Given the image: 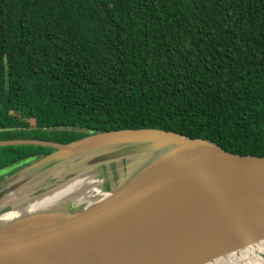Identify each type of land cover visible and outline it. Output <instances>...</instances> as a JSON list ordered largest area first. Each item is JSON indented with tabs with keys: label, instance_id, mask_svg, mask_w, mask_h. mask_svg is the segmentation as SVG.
<instances>
[{
	"label": "trees",
	"instance_id": "obj_1",
	"mask_svg": "<svg viewBox=\"0 0 264 264\" xmlns=\"http://www.w3.org/2000/svg\"><path fill=\"white\" fill-rule=\"evenodd\" d=\"M141 128L264 156V0H0V141Z\"/></svg>",
	"mask_w": 264,
	"mask_h": 264
},
{
	"label": "water",
	"instance_id": "obj_2",
	"mask_svg": "<svg viewBox=\"0 0 264 264\" xmlns=\"http://www.w3.org/2000/svg\"><path fill=\"white\" fill-rule=\"evenodd\" d=\"M11 144L54 149L0 180V264H264V156L158 128Z\"/></svg>",
	"mask_w": 264,
	"mask_h": 264
},
{
	"label": "flooded vegetation",
	"instance_id": "obj_3",
	"mask_svg": "<svg viewBox=\"0 0 264 264\" xmlns=\"http://www.w3.org/2000/svg\"><path fill=\"white\" fill-rule=\"evenodd\" d=\"M8 168H5V169H2L0 170V180L4 179L5 177H7L10 173L12 172H9Z\"/></svg>",
	"mask_w": 264,
	"mask_h": 264
},
{
	"label": "bare ground",
	"instance_id": "obj_4",
	"mask_svg": "<svg viewBox=\"0 0 264 264\" xmlns=\"http://www.w3.org/2000/svg\"><path fill=\"white\" fill-rule=\"evenodd\" d=\"M65 193H66V192H65ZM65 193H64V194H65ZM62 195H63V194H62ZM62 195H61V196H62ZM80 198H83V197L81 196ZM48 201H50V200H49V199H47L45 203H46V204H47V203H49ZM45 203H44V202H42V204H45Z\"/></svg>",
	"mask_w": 264,
	"mask_h": 264
},
{
	"label": "rangeland",
	"instance_id": "obj_5",
	"mask_svg": "<svg viewBox=\"0 0 264 264\" xmlns=\"http://www.w3.org/2000/svg\"><path fill=\"white\" fill-rule=\"evenodd\" d=\"M49 153H50V152H49ZM49 153H48V154H49ZM8 169H9V168H8ZM124 170H125V169H124ZM7 171H8V170H7ZM15 171H16V170H14V171H12V172H15Z\"/></svg>",
	"mask_w": 264,
	"mask_h": 264
}]
</instances>
